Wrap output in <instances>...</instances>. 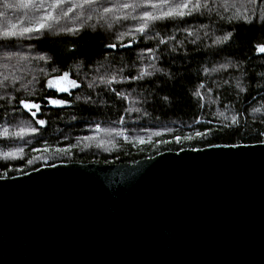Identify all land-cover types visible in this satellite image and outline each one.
<instances>
[{"label":"trees","instance_id":"1","mask_svg":"<svg viewBox=\"0 0 264 264\" xmlns=\"http://www.w3.org/2000/svg\"><path fill=\"white\" fill-rule=\"evenodd\" d=\"M4 2L0 0V28L9 22L28 26L25 10L5 8ZM117 2L122 0H100L103 6ZM208 2L209 9L192 16L156 21L146 33L155 39L137 34L128 47L121 44L132 37L118 41L117 35L134 31L138 21L129 18L109 28L97 19L102 8L84 9L95 13L91 20L77 18V9L60 21L61 28L76 32L43 30L0 37V177L59 162L133 163L166 150L263 143L264 53L257 52L256 45L264 44V0ZM125 12L141 14L140 9H125L118 15ZM227 32L233 33L229 41L213 44ZM160 39L165 43L159 44ZM112 43L117 47H107ZM144 70L153 74L133 78ZM65 71L77 80L78 88L60 93L46 87L48 79ZM113 76L111 84L100 80ZM89 83L94 86L89 88ZM48 97L67 103L53 106ZM21 99L41 105L35 118ZM37 119L46 123L39 125ZM30 127L37 131H28ZM21 128L24 133L17 135ZM198 131L206 134L195 137ZM188 135L194 138L184 140ZM176 136L182 138L179 143Z\"/></svg>","mask_w":264,"mask_h":264},{"label":"water","instance_id":"2","mask_svg":"<svg viewBox=\"0 0 264 264\" xmlns=\"http://www.w3.org/2000/svg\"><path fill=\"white\" fill-rule=\"evenodd\" d=\"M0 264H264V142L0 177Z\"/></svg>","mask_w":264,"mask_h":264},{"label":"snow or ice","instance_id":"3","mask_svg":"<svg viewBox=\"0 0 264 264\" xmlns=\"http://www.w3.org/2000/svg\"><path fill=\"white\" fill-rule=\"evenodd\" d=\"M250 3H255V0H249ZM3 7L5 8H23L25 10V16L28 17L29 23L28 26L19 25L16 23L9 22L7 27L0 28V37L4 39H9L13 37H23L26 34L31 33H39L43 30H59V31H67V32H76L78 29L76 28H61L60 21L69 16V13L74 12L79 9L77 18L80 16H86L87 20H91L93 14L95 13H85L84 9H101L97 15V19L99 21H103L108 25L109 28L112 27L114 23H118L121 20H127L131 18L132 20L138 21L137 26L134 31L129 30L124 33H119L117 35V40L122 41L123 37L130 36L132 39L128 41L127 44H121L123 47H128L132 44L133 40L136 39L137 34H144L146 36L147 30L150 28L152 24L156 21L166 20V19H178L184 18L186 16H192L193 13L201 12L202 9H209L208 0H179V2H175V0H132V2H128V0H122V2L113 3L111 6H103L100 4V0H17L16 3L8 2L5 0ZM152 9L149 11L148 9ZM125 9H132L135 11L136 9L141 10L140 15H130L129 13H124L123 15H118V13L122 12ZM110 14V15H109ZM202 14V13H201ZM4 13L0 12V16H3ZM239 18V17H236ZM233 17H229L228 20L231 22ZM246 20H250L251 17H244ZM93 27H95L93 25ZM202 27H207L206 25H202ZM189 35H192L189 32ZM232 32H227L223 36H217L213 40L214 45H220L230 40L232 37ZM147 39H155L152 36H146ZM169 39H174V37H169ZM159 44H164L165 40L160 39ZM196 41L193 40L192 43ZM109 48H115L117 45L115 43L107 45ZM147 51L152 53L154 50L152 48H148ZM175 51V48L172 49ZM256 51L259 53H264V44L256 45ZM40 59H44V57H40ZM153 68V71H160L155 68L154 65H150ZM221 68L226 67V65H220ZM208 71V69H205ZM153 73L147 70L141 71L138 76L133 77L134 79H142L144 76H151ZM102 83L111 84L115 80V76L111 77V79H105L100 77ZM94 85L92 83L88 84L89 88H92ZM203 85H201L202 87ZM46 87L48 89H53L56 92L60 93H70L71 89L78 88L79 84L77 80L72 79L70 77V73L68 71L63 72L62 74H58L53 78L47 80ZM237 87H240L239 82H237ZM241 91H244V88L240 87ZM118 96L120 93H116ZM197 96L200 95L199 92L195 93ZM79 99V97H77ZM47 102L53 106H61L67 103V101L63 99H55L48 97L46 98ZM19 103L23 106V108L31 115V117L35 118L37 113L41 110V105L31 100L21 99ZM33 109L35 111H33ZM139 111V109H135ZM255 111H259L260 109H254ZM219 115L223 116V113ZM232 123H238L237 117L235 115L232 116ZM39 125H44L46 122L44 120L37 119L35 121ZM99 127V126H97ZM5 135H7V129L4 130ZM25 129L21 128L20 132L17 135H22ZM28 131L36 132V128L30 127ZM157 136L160 135L159 132L155 133ZM206 133L196 132L195 137H203ZM194 137L191 135L184 136V140H191ZM182 138L180 136L175 137V141L177 143L180 142ZM140 143H144L145 141L141 138L139 139ZM169 141H163V143H168ZM47 151L48 149H43ZM68 149H58V151L66 152ZM19 151H22L20 149ZM6 155H11L8 153ZM31 163V161H29Z\"/></svg>","mask_w":264,"mask_h":264},{"label":"rangeland","instance_id":"4","mask_svg":"<svg viewBox=\"0 0 264 264\" xmlns=\"http://www.w3.org/2000/svg\"><path fill=\"white\" fill-rule=\"evenodd\" d=\"M223 0H221V2H222Z\"/></svg>","mask_w":264,"mask_h":264}]
</instances>
